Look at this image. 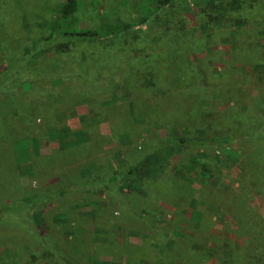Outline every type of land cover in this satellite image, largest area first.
Listing matches in <instances>:
<instances>
[{
  "label": "rangeland",
  "instance_id": "1",
  "mask_svg": "<svg viewBox=\"0 0 264 264\" xmlns=\"http://www.w3.org/2000/svg\"><path fill=\"white\" fill-rule=\"evenodd\" d=\"M64 1L0 0V264L229 261L264 220V0H179L129 34L154 0H79L66 27L114 38L48 45Z\"/></svg>",
  "mask_w": 264,
  "mask_h": 264
},
{
  "label": "trees",
  "instance_id": "2",
  "mask_svg": "<svg viewBox=\"0 0 264 264\" xmlns=\"http://www.w3.org/2000/svg\"><path fill=\"white\" fill-rule=\"evenodd\" d=\"M177 1L179 0H154V2L157 4V10L152 13V15L149 18L144 19L140 25H128L122 32L125 34H129L131 32H134L136 27H148L150 25L151 19L157 20L162 15L166 14L167 12L173 11L174 7H176ZM78 4L79 0H65L62 4L60 10H59V17L60 19L53 23V27L51 30V35L46 39V43L49 44H58L59 42H84L88 40H104V39H113L114 34L104 35L102 36L99 32L93 31V30H72L66 26H68L70 23L73 22L75 19V13L78 10ZM175 10V9H174ZM231 19H228L225 23L230 24ZM168 20L165 21L167 30H171V28L167 25ZM204 27L207 26V23H203ZM71 25V24H70ZM121 32V33H122ZM43 47V44L41 45ZM32 55L31 52H27V57H24L23 61L21 62H27L28 56ZM17 65H14L13 69L8 70L9 72L6 73V75H11V71H16ZM1 85V83H0ZM1 90V89H0ZM2 92V91H1ZM4 92V88H3ZM8 92L5 90V93ZM27 100H20L18 97H13V108L16 110L18 114H21L24 116L25 120L32 122L34 120V115L32 110V105L34 103L39 102L38 99L40 96L37 92H33ZM38 99V100H37ZM156 159L158 158L155 156ZM135 161V160H134ZM126 163L129 166H132V159H128ZM262 179H264V171L262 170ZM90 182H88V178L80 177L76 181L72 182L73 186H79V185H88ZM70 184V183H69ZM68 184V185H69ZM71 185V184H70ZM62 186H67L66 184ZM238 196V202L242 206L245 205L244 200V193L243 190L240 189ZM243 196V198H242ZM245 209V208H244ZM251 215H249L250 218H254V221L248 220L247 217L242 218L241 220V230L239 236H242V238H239L234 248H231L234 253L231 256V259L227 262H224L223 264H264V220L260 219L261 216L259 215L258 218H255L254 210H252ZM35 218V215L33 216ZM51 253L58 254V250L54 247H51ZM217 252L214 250L213 255L217 259ZM194 264V263H193Z\"/></svg>",
  "mask_w": 264,
  "mask_h": 264
}]
</instances>
